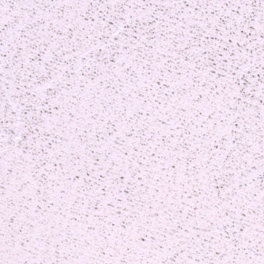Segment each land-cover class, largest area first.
<instances>
[{"label":"snow or ice","instance_id":"1","mask_svg":"<svg viewBox=\"0 0 264 264\" xmlns=\"http://www.w3.org/2000/svg\"><path fill=\"white\" fill-rule=\"evenodd\" d=\"M0 264H264V0H0Z\"/></svg>","mask_w":264,"mask_h":264}]
</instances>
